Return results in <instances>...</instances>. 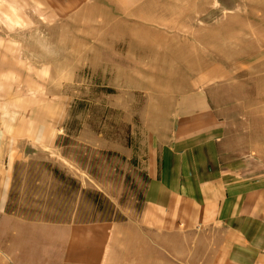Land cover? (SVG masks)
Listing matches in <instances>:
<instances>
[{"label": "rangeland", "instance_id": "374dc122", "mask_svg": "<svg viewBox=\"0 0 264 264\" xmlns=\"http://www.w3.org/2000/svg\"><path fill=\"white\" fill-rule=\"evenodd\" d=\"M49 4L71 32L68 47L88 50L78 73L83 86L72 90L64 132L46 150L52 190L45 197L29 191L25 202L38 213L25 217L57 219L62 212L83 220H134L145 203L152 138L172 122L176 79L180 91L197 80L226 93L230 132L249 148L264 149V0ZM5 218L11 216L0 215L2 253L16 231ZM205 237L212 236L196 231L165 237V243L175 241V253L183 254L191 248L178 242ZM166 253L172 252L164 247ZM149 254L155 249L149 247Z\"/></svg>", "mask_w": 264, "mask_h": 264}, {"label": "crops", "instance_id": "0c3cea01", "mask_svg": "<svg viewBox=\"0 0 264 264\" xmlns=\"http://www.w3.org/2000/svg\"><path fill=\"white\" fill-rule=\"evenodd\" d=\"M193 83L180 91L173 80L172 122L152 138L134 220L25 217L38 213L25 202L29 191L52 190L50 147L0 159V215L16 229L0 264H264V149L230 132L226 93ZM196 231L212 237L178 242L191 248L183 254L165 243Z\"/></svg>", "mask_w": 264, "mask_h": 264}, {"label": "clouds", "instance_id": "9594fccd", "mask_svg": "<svg viewBox=\"0 0 264 264\" xmlns=\"http://www.w3.org/2000/svg\"><path fill=\"white\" fill-rule=\"evenodd\" d=\"M70 36L49 0H0V159L63 134L88 50L70 49Z\"/></svg>", "mask_w": 264, "mask_h": 264}]
</instances>
